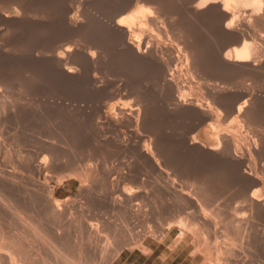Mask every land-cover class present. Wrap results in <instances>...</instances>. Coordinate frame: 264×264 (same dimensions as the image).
<instances>
[{
    "label": "bare ground",
    "instance_id": "bare-ground-1",
    "mask_svg": "<svg viewBox=\"0 0 264 264\" xmlns=\"http://www.w3.org/2000/svg\"><path fill=\"white\" fill-rule=\"evenodd\" d=\"M148 240L264 264V0H0V264Z\"/></svg>",
    "mask_w": 264,
    "mask_h": 264
},
{
    "label": "rangeland",
    "instance_id": "rangeland-1",
    "mask_svg": "<svg viewBox=\"0 0 264 264\" xmlns=\"http://www.w3.org/2000/svg\"><path fill=\"white\" fill-rule=\"evenodd\" d=\"M76 185L77 183L74 182L72 185H70L69 188L67 187L62 188L61 194L62 195H66V194L74 195ZM175 233L176 231L173 230L170 235L169 240H171V238L175 235ZM212 239L213 238H210L211 242L213 243L214 239L213 240ZM147 242L151 246V248L154 249L153 253L150 256H146L144 254L142 255L138 251H135V252L126 251V253L124 252L121 258L117 260V262H115V264H199V263H202V257L204 256L203 252L200 251L195 256H192L190 253L194 250L193 249L194 246L191 240H187L182 250L177 249L175 252H170L167 249H164L163 246L156 245V243H153L150 240H148ZM163 253L165 254V257H166V260L164 262L161 260V255ZM208 256L212 258L211 253Z\"/></svg>",
    "mask_w": 264,
    "mask_h": 264
}]
</instances>
